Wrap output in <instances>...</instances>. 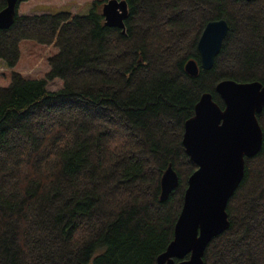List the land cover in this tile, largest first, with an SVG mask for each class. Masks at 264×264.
<instances>
[{"label":"trees","instance_id":"1","mask_svg":"<svg viewBox=\"0 0 264 264\" xmlns=\"http://www.w3.org/2000/svg\"><path fill=\"white\" fill-rule=\"evenodd\" d=\"M21 1L0 60L13 68L25 39L57 52L44 78L12 71L0 86V264H157L196 169L181 142L194 105L210 92L222 106L223 79L264 83V0H126L124 32L105 25L107 0L87 14H18ZM219 18L229 29L212 68L189 75ZM257 119L261 150L245 158L205 264H264V110ZM169 165L179 183L161 201Z\"/></svg>","mask_w":264,"mask_h":264},{"label":"water","instance_id":"2","mask_svg":"<svg viewBox=\"0 0 264 264\" xmlns=\"http://www.w3.org/2000/svg\"><path fill=\"white\" fill-rule=\"evenodd\" d=\"M19 1L6 0L0 10V29L12 25ZM101 13L106 26L125 31L126 0L105 1ZM228 29L223 18L206 23L197 42L199 61L190 59L185 64L189 75L196 76L199 68H212ZM215 91L222 106L210 92H203L194 114L184 123L181 142L196 169L187 179L173 238L158 255L157 264H205L208 244L229 226L226 206L243 178L245 158L261 150L263 131L257 114L264 110V83L223 79ZM178 183V175L169 165L160 179V200H166Z\"/></svg>","mask_w":264,"mask_h":264},{"label":"rangeland","instance_id":"3","mask_svg":"<svg viewBox=\"0 0 264 264\" xmlns=\"http://www.w3.org/2000/svg\"><path fill=\"white\" fill-rule=\"evenodd\" d=\"M95 1L97 0H24L18 4L17 12L18 14H42L70 11L71 14H87ZM19 49L20 55L15 66L9 68L3 63L4 68H0V86L2 87L9 85L12 71L20 72L27 78H44L48 71L47 59L57 52L54 45H43L30 39L22 40ZM47 87L50 90H57L62 87V80L55 78Z\"/></svg>","mask_w":264,"mask_h":264},{"label":"crops","instance_id":"4","mask_svg":"<svg viewBox=\"0 0 264 264\" xmlns=\"http://www.w3.org/2000/svg\"><path fill=\"white\" fill-rule=\"evenodd\" d=\"M0 68H4L3 62H0ZM49 85V84H48ZM47 85V86H48Z\"/></svg>","mask_w":264,"mask_h":264},{"label":"flooded vegetation","instance_id":"5","mask_svg":"<svg viewBox=\"0 0 264 264\" xmlns=\"http://www.w3.org/2000/svg\"><path fill=\"white\" fill-rule=\"evenodd\" d=\"M254 1V0H253Z\"/></svg>","mask_w":264,"mask_h":264}]
</instances>
